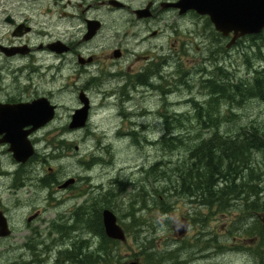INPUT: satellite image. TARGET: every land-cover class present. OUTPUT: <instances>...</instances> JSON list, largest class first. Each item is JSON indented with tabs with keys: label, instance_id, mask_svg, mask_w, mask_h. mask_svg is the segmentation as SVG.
<instances>
[{
	"label": "rangeland",
	"instance_id": "374dc122",
	"mask_svg": "<svg viewBox=\"0 0 264 264\" xmlns=\"http://www.w3.org/2000/svg\"><path fill=\"white\" fill-rule=\"evenodd\" d=\"M16 3L21 4V0H0V16L4 8H7L5 6H16ZM160 27L164 31L162 40H168L164 36L170 31L172 35L169 38L172 40L192 43L190 39H194V44L189 49L191 53H184L186 59L176 61L174 58L170 61L173 65L167 66L170 80L168 90L158 86L155 90L157 92L133 93L131 101L124 104L125 106L111 95L105 104H97L93 108L89 120L91 122H86L89 125L73 129L56 140L50 135L53 126L45 128L40 133L43 140L36 149L44 154L46 162L24 168V174H19V178L25 179L20 188H9L11 180L14 181L11 174L0 179V204L7 209V214L15 225V234L9 240L0 241V264H24L28 261L34 262L32 264H61L63 261H70H66L63 253H58V249L64 250L72 243L80 242L82 246L90 245L93 249L98 247L100 238L91 234L85 226L91 216L87 222L81 220L74 231L58 229L61 224L71 225L73 211L82 204L88 206L86 200L93 196L98 199L90 210L101 211L108 204L115 213L118 224L123 230L126 229L124 241H106L104 244L108 253L105 264H156L155 258L159 256L162 259L161 264H259V258L253 251L256 248L253 246L255 239L249 234L247 236L244 231L255 222L258 224V215L252 217L244 213V217H239L240 211L236 206L229 209L227 207L224 211L216 205L208 209L191 196L174 193L170 186L177 176L176 167L186 168L182 164L188 158V148L200 139L209 137V130H201L200 125L192 120L195 114L193 102L202 103L207 98V89L202 84L203 78L219 65L230 79H247L252 76L253 69L263 63L264 49L259 52L256 43L247 37L241 38L225 58L220 57L218 60L214 57L221 53V50L216 51L220 41L214 38L215 35L206 27L204 20L197 19V22L192 23L190 18L187 21H178L168 17L165 22L160 23ZM204 31L208 36L200 33ZM1 34L6 35V27L3 28L0 20V37ZM195 45L200 48L199 52H195ZM175 51L174 49L173 52ZM219 76L218 71L217 78ZM56 86L57 83H47L45 90L53 92L54 99L60 103L57 117L60 121L54 126L61 128L66 119L82 105L79 104L77 93H58ZM93 98L98 102L96 94ZM143 108L145 109L140 110ZM146 109H151L152 112L149 113ZM143 113L144 116H141ZM173 113L179 123L170 122L169 128H174L172 136H179L183 142L177 144L175 149H162L158 141L167 134L162 117L170 115V120H173ZM227 115L218 122L223 123L220 131L227 135L233 136L240 129L247 130L251 126L264 129V100L253 98L240 105L234 104ZM128 119H133L137 124H132ZM59 140L64 142L60 144ZM249 160L255 163L259 173L264 170L262 153L250 151ZM158 161L162 164L158 168L155 166L156 169H150ZM46 175L55 177L62 184L69 178L77 179V183L71 190L59 189L56 182L51 188H46L39 181L42 177H47ZM109 191L111 195L108 194ZM257 200L259 203L264 202V192L258 194ZM36 209L41 210V217L33 224L42 237L36 238L39 241L35 246L38 251H28L21 244L23 238L29 234L23 223L25 215ZM89 213L90 211L87 212ZM178 223L187 224L186 233L181 238H177L174 231ZM53 229H57V232ZM41 239L50 247L45 252ZM260 252V258L264 259V248Z\"/></svg>",
	"mask_w": 264,
	"mask_h": 264
},
{
	"label": "flooded vegetation",
	"instance_id": "af4514ba",
	"mask_svg": "<svg viewBox=\"0 0 264 264\" xmlns=\"http://www.w3.org/2000/svg\"><path fill=\"white\" fill-rule=\"evenodd\" d=\"M179 3L180 0H21V4L16 3V6H5L7 8H4L0 16L3 28L6 27V35L1 34L0 37V179L11 174L14 181L11 180L9 188L12 186L17 189L24 185L25 179L19 178V174L21 172L23 175L27 166L46 162L44 154L36 149L43 140L40 133H43L45 128L53 126L50 135L55 140L73 130L69 128L71 117L66 119L63 127L54 126L60 121L57 119L60 103L54 99L53 92H46L47 83H57L58 93H77L80 105H84L80 97L82 95L89 106V121L94 106L105 104L111 95L122 104H127L133 93L142 91L149 94L155 92L158 85L163 86L165 90L168 88L170 80L167 66L172 64L170 61L174 58L176 61L186 59L184 53H191L189 49L194 44V39H190L192 43L178 42V39L169 38L172 35L170 31L164 36L168 40H162L164 31L160 23L165 22L166 18L172 17L178 21H187V18H190L192 23L197 22V19L204 20L206 27L215 35L214 38L220 41L216 51L221 50V53L214 58H225L239 43L238 39L232 42L233 32L224 35L216 30L207 15L199 14L193 8L181 12ZM200 33L207 35L205 31ZM195 46V52H199L200 48ZM211 57L210 52L209 58ZM94 94L98 96V102L93 98ZM44 98L54 106V116L36 129L32 125L19 127L18 135L26 133V138L34 150L25 162H16L10 150L11 144L7 140L13 137V134L7 127L9 119L3 110L11 105L30 106ZM146 110L150 112V109ZM130 122L134 123L133 119ZM49 158L51 159V156ZM150 169H156L155 165L150 166ZM47 180L48 183L43 184ZM178 180L180 179L175 178V181H171L170 190L182 195V183ZM55 182L59 189L63 187L61 182L50 175L46 179H40L41 185L46 188H51L49 186ZM175 182L177 185L174 187ZM76 183L77 179L74 178V181L63 189L71 190ZM191 198L196 200L195 195H191ZM97 199L95 196L87 199L88 206L82 204L73 211V223L61 224L58 229L76 230L77 212L87 214L90 211L89 214H92L90 209ZM0 212L8 228L7 235L0 234V241H5L15 234V225L2 204ZM25 216L23 226L29 234L21 241L22 247L28 251H38L35 246L39 241H36V238L40 239L42 235L33 223L40 219L41 210L36 209ZM85 226L91 234L100 238L98 247L93 249L90 245L82 246L80 242L69 244L64 250L58 249V253H63V258L70 261H63L61 264H79L75 260V253L79 251L84 254V264L106 263V241L93 232L90 221L87 225L85 223ZM53 230L57 232V229ZM112 241L114 240L109 242ZM40 242L43 252L50 248L44 240L41 239ZM32 263L34 262H24Z\"/></svg>",
	"mask_w": 264,
	"mask_h": 264
},
{
	"label": "trees",
	"instance_id": "16d2710c",
	"mask_svg": "<svg viewBox=\"0 0 264 264\" xmlns=\"http://www.w3.org/2000/svg\"><path fill=\"white\" fill-rule=\"evenodd\" d=\"M250 40L257 44L260 52L264 49V30L258 35L250 36ZM258 55L260 57V53ZM222 69L217 65L215 70L203 79L202 84L207 89V98L202 103L194 102L196 114L192 120L200 125L201 130H209V138H202L190 146L188 152L191 153L189 152L187 160L182 164V167L186 168H177L179 171L176 170L175 172L181 177L178 181L182 183V192L188 196L195 195L196 200L205 208L211 209L213 205H216L224 211L227 207L229 209L236 206L240 211L239 217H244V213H247V215L257 214L260 218L262 217L261 214L264 213V205L252 199L258 197L259 193L262 194L263 188H261L260 182L263 181L264 183V178L263 176H261L262 179L260 178L255 163L249 160V154L250 151L260 152L264 157V129L251 126L247 130L240 129L231 136L220 131L223 123L218 122L227 117L226 113L231 111L234 104L240 105L253 98L264 100V58L263 63L258 68L253 69L252 76L247 79H237L236 81L225 79L222 73L226 74V72H222ZM218 71L220 76L217 78ZM173 116V120H170L171 116H164L167 134L158 141V145L162 149L172 150L178 146L177 144L183 142L179 136H172L174 131L172 133L173 129L169 128L170 122L179 123L176 121L178 118L175 114ZM168 130L170 131L168 132ZM160 165V161L155 163L156 168ZM175 184L176 182L173 184L174 187ZM176 188L178 189V186ZM108 194L111 195V192ZM105 207H109V205L106 204ZM99 212L95 210L92 214H85L78 211L76 222L87 221L91 216L90 222L93 232L98 233L103 240L109 242L111 239L106 237L103 226L100 225L102 223ZM261 221L260 218L258 224L255 222L252 226L245 228L244 231L247 236L249 234L255 239L253 246L256 248H253V251L259 258V264H264V259L259 256L260 251L264 248V222ZM75 260L79 264H84V254L80 251L76 252ZM161 260L160 258L158 261L161 263Z\"/></svg>",
	"mask_w": 264,
	"mask_h": 264
},
{
	"label": "water",
	"instance_id": "95a60500",
	"mask_svg": "<svg viewBox=\"0 0 264 264\" xmlns=\"http://www.w3.org/2000/svg\"><path fill=\"white\" fill-rule=\"evenodd\" d=\"M178 6L181 7V12L193 8L199 14L207 15L215 29L224 35L233 32L232 42L241 36L259 34L264 29V0H180ZM80 97L84 105L72 114L69 124L71 129L81 128L87 122L89 106L86 99H83L82 95ZM3 111L9 119L7 127L13 134V137L7 139L11 144L13 158L16 162H25L32 155L34 148L26 138V133L18 135L19 127L32 125L36 129L43 126L54 116V106L44 98L30 106H7ZM16 119L22 121L17 122ZM73 181L74 178H69L62 186H67ZM261 219L264 222V215ZM101 220L107 237L119 241L126 239L125 232L117 223L116 215L111 209H102ZM7 230L5 219L0 212V234L7 235ZM186 230V223H178L174 228L176 237L181 238Z\"/></svg>",
	"mask_w": 264,
	"mask_h": 264
},
{
	"label": "bare ground",
	"instance_id": "6f19581e",
	"mask_svg": "<svg viewBox=\"0 0 264 264\" xmlns=\"http://www.w3.org/2000/svg\"><path fill=\"white\" fill-rule=\"evenodd\" d=\"M258 37V36H257ZM256 39V38H255ZM216 46V45H215ZM241 47V46H240ZM244 47V46H243ZM218 48V47H217ZM232 48V47H231ZM230 48V49H231ZM235 48V47H234ZM238 48H239V46H238ZM218 50V49H217ZM222 50H223V48H222ZM254 51V50H253ZM263 51V50H262ZM242 54V53H241ZM245 55V54H244ZM221 56V55H220ZM247 56V55H246ZM216 57V56H215ZM219 60V59H218ZM251 61V60H250ZM247 62H249V61H247ZM173 65V64H172ZM176 66V65H175ZM168 67H169V65H168ZM207 73V72H206ZM228 74H225V73H223L222 74V76H223V78H228V79H230L229 78V76H227ZM208 77V76H207ZM215 78V77H214ZM245 78V77H244ZM249 78H250V76H249ZM184 79V78H183ZM204 79V78H203ZM179 81H180V79H179ZM157 83V82H156ZM159 83V82H158ZM203 83V82H202ZM204 83H205V81H204ZM177 85V84H176ZM159 86V85H158ZM173 86V85H172ZM157 87V86H156ZM175 88V87H174ZM177 89V88H176ZM179 89V88H178ZM177 89V90H178ZM167 90V89H166ZM163 91V90H162ZM171 91V90H170ZM175 91V90H174ZM155 92H157V91H155ZM171 92H173V91H171ZM224 93V92H223ZM165 94V93H164ZM220 95V94H219ZM145 96V95H144ZM162 96V95H161ZM147 97V96H146ZM160 97V96H159ZM165 97V96H164ZM154 98V97H153ZM250 98V97H249ZM145 99V98H144ZM143 99V100H144ZM212 99V98H211ZM214 99V98H213ZM232 99V98H231ZM110 100V99H109ZM146 100V99H145ZM154 100V99H153ZM107 101V100H106ZM126 101V100H125ZM130 101H131V99H130ZM140 101V100H139ZM203 101V100H202ZM123 102V101H122ZM102 103H103V101H102ZM140 103V102H139ZM143 103H146V102H143ZM188 103V102H187ZM194 103V102H193ZM97 104V103H96ZM108 104V103H107ZM124 104V103H123ZM131 105V104H130ZM143 105V104H142ZM170 105V104H169ZM169 105H167V106H169ZM100 106V105H99ZM122 106V105H121ZM132 106V105H131ZM171 106V105H170ZM169 106V107H170ZM194 106H196V105H194ZM95 107V106H94ZM144 107V106H143ZM198 107V106H197ZM122 108V107H121ZM124 108V107H123ZM126 108V107H125ZM124 108V109H125ZM139 108V107H138ZM98 108H96V110H97ZM103 109V108H102ZM114 109V108H113ZM127 109V108H126ZM137 109V108H136ZM145 108H143V110H144ZM169 109V108H168ZM171 109V108H170ZM193 109V108H192ZM90 110V109H89ZM95 110V111H96ZM134 110V109H133ZM142 110V109H141ZM151 110V109H150ZM129 111V110H128ZM140 111V110H139ZM157 111V110H156ZM188 111V110H187ZM195 111V110H194ZM97 112V111H96ZM95 112V113H96ZM103 112V111H102ZM109 112V111H108ZM136 112V111H135ZM134 112V113H135ZM141 112V111H140ZM145 112V111H144ZM147 112V111H146ZM152 112V111H151ZM151 112H149V113H151ZM191 112V111H190ZM199 112V111H198ZM167 113V112H166ZM176 113V112H175ZM97 114V113H96ZM117 114H119L118 112H117ZM129 114V113H128ZM138 115H140L139 113H137ZM143 114H145V113H143ZM162 114V113H161ZM168 114V113H167ZM170 114V113H169ZM174 114V113H173ZM179 114V113H178ZM192 114V113H191ZM195 114H196V112H195ZM227 114V113H226ZM93 115V114H92ZM105 115V114H104ZM123 115H125V114H123ZM132 115V114H131ZM158 115V114H157ZM185 115V114H184ZM179 116V115H178ZM187 116V115H186ZM185 116V117H186ZM228 116V115H227ZM93 117V116H92ZM140 117V116H139ZM167 117V116H166ZM169 117H170V115H169ZM125 118V117H124ZM132 118V117H131ZM134 118V117H133ZM143 118V117H142ZM162 118H164V117H162ZM174 118V117H173ZM186 118H188V117H186ZM198 118V117H197ZM135 119V118H134ZM141 119V118H140ZM144 119V118H143ZM152 119H154V118H152ZM129 120V119H128ZM147 120V119H146ZM150 120V119H149ZM157 120V119H156ZM197 120V119H196ZM130 121H131V119H130ZM216 121H218V120H216ZM89 122H91V121H88V123ZM93 122V121H92ZM111 122V121H110ZM135 122V121H134ZM139 122V121H138ZM143 122V121H142ZM152 122V121H151ZM160 122V121H159ZM199 122V121H198ZM86 124V125H89V124ZM136 123V122H135ZM169 123V122H168ZM133 124V123H132ZM137 124V123H136ZM140 124V123H139ZM146 124H149V123H146ZM195 124V123H194ZM141 125H143V124H141ZM64 126V125H63ZM62 126V127H63ZM147 126V125H146ZM149 126V125H148ZM87 127H89V126H87ZM135 127V126H134ZM83 128V127H82ZM130 128H132V127H130ZM142 128V127H141ZM140 128V129H141ZM145 128V127H144ZM146 129V128H145ZM167 129H169V128H167ZM174 129V128H173ZM117 130V129H116ZM126 130V129H125ZM137 130V129H136ZM76 131V130H75ZM88 131H89V129H88ZM127 131H129V130H127ZM157 131V130H156ZM170 130H168V132H169ZM253 131V130H252ZM135 132V131H134ZM143 132V131H142ZM145 132V131H144ZM207 132H208V130H207ZM136 133V132H135ZM172 133H173V131H172ZM171 133V134H172ZM124 134V133H123ZM248 134V133H247ZM252 134V133H251ZM263 134V133H262ZM128 135V134H127ZM138 136H139V134H137ZM170 135V134H169ZM257 135V134H256ZM133 136H135V135H133ZM140 137V136H139ZM131 138V137H130ZM209 138V137H208ZM171 140V139H170ZM174 140H175V138H174ZM201 140V139H200ZM205 140V139H204ZM227 140V139H226ZM178 141H179V139H178ZM145 142V141H144ZM59 143V142H58ZM149 143V142H148ZM247 143V142H246ZM196 144V143H195ZM59 145V144H58ZM211 146V145H210ZM190 152V151H189ZM191 153V152H190ZM92 157H95V156H92ZM56 158V157H55ZM191 158V157H190ZM96 159V158H95ZM113 160V159H112ZM94 161V160H93ZM188 161H190V160H188ZM90 163V162H89ZM89 163H87V164H89ZM158 164V163H157ZM162 164V163H161ZM176 168H178V167H176ZM252 168H253V166H252ZM182 170V169H181ZM177 171H179V170H177ZM241 175V174H240ZM47 176V175H46ZM242 176V175H241ZM261 176H263L264 177V170H261V172H260V178L262 179V177ZM175 177V176H174ZM47 177H45V179H46ZM162 178V177H161ZM176 179H181V177H180V175H178L177 174V176H176ZM241 179V178H240ZM161 180V179H160ZM40 181V180H39ZM240 181H242V180H240ZM41 183H43V182H41ZM40 183V184H41ZM48 183V180L46 181V182H44L43 184H47ZM256 183V182H255ZM261 183V188H263V190H262V193L264 192V183H262V182H260ZM53 185V184H52ZM50 187V186H49ZM66 187V186H65ZM63 188V187H62ZM257 188V187H256ZM166 189V188H165ZM110 190V189H109ZM258 190V189H257ZM259 191H261V190H259ZM109 193H110V191H109ZM260 194V193H259ZM261 195V194H260ZM252 200H255L257 203H259L258 202V200H257V197L256 198H254V199H252ZM263 203V202H262ZM261 203V204H262ZM104 204V203H103ZM263 205H264V203H263ZM141 206H143V204L141 205ZM141 206H140V208H141ZM202 206V205H201ZM99 208V207H98ZM108 208H110V207H108ZM101 209V208H100ZM145 209V208H144ZM100 211V210H99ZM140 211V210H139ZM137 212V211H136ZM263 212V211H262ZM99 213H101V212H99ZM210 213H212V212H210ZM263 214V213H262ZM254 215V214H253ZM253 215H252V217H253ZM257 215V214H256ZM255 215V216H256ZM100 216V215H99ZM197 219H199V218H197ZM194 220V219H193ZM196 220V219H195ZM194 220V221H195ZM207 220V219H206ZM256 221V220H255ZM262 222V221H261ZM102 223V222H101ZM137 223V222H136ZM135 223V224H136ZM204 223V222H203ZM138 224V223H137ZM199 224V223H198ZM101 225V227H102V224H100ZM137 226H139V224L137 225ZM204 226V225H203ZM126 229H124V231H125ZM209 241H210V239H208ZM212 240V239H211ZM209 241H208V243H209ZM207 243V242H206ZM208 243H207V245H208ZM212 243V242H211ZM206 245V244H205ZM212 245V244H211ZM148 246V245H147ZM149 246H150V244H149ZM211 248V247H210ZM217 248V247H216ZM207 249H209V248H207ZM116 250V249H115ZM157 250V249H156ZM215 250V249H214ZM239 250V249H238ZM217 251H218V248H217ZM219 252V251H218ZM110 254H112V252L110 253ZM112 257V256H111ZM159 258V257H158ZM108 259H110V258H108ZM160 259V258H159ZM159 259H156L155 258V260H159ZM109 261V260H108ZM162 261V260H161ZM158 263V262H157ZM156 263V264H157ZM206 263H208V262H206ZM109 264V263H108ZM161 264V263H160ZM165 264V263H164ZM261 264V263H260Z\"/></svg>",
	"mask_w": 264,
	"mask_h": 264
}]
</instances>
